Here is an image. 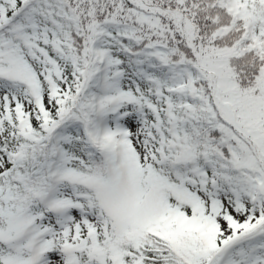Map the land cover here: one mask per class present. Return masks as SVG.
Instances as JSON below:
<instances>
[{"label": "snow or ice", "instance_id": "snow-or-ice-1", "mask_svg": "<svg viewBox=\"0 0 264 264\" xmlns=\"http://www.w3.org/2000/svg\"><path fill=\"white\" fill-rule=\"evenodd\" d=\"M0 264H264V0H0Z\"/></svg>", "mask_w": 264, "mask_h": 264}]
</instances>
